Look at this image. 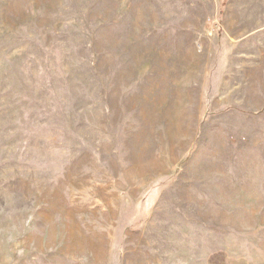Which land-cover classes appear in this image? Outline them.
Segmentation results:
<instances>
[{"label":"rangeland","instance_id":"1","mask_svg":"<svg viewBox=\"0 0 264 264\" xmlns=\"http://www.w3.org/2000/svg\"><path fill=\"white\" fill-rule=\"evenodd\" d=\"M0 264H264V0H0Z\"/></svg>","mask_w":264,"mask_h":264}]
</instances>
